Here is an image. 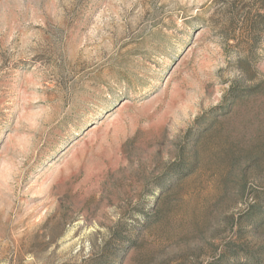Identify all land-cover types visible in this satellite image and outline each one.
<instances>
[{
    "label": "rangeland",
    "instance_id": "1",
    "mask_svg": "<svg viewBox=\"0 0 264 264\" xmlns=\"http://www.w3.org/2000/svg\"><path fill=\"white\" fill-rule=\"evenodd\" d=\"M0 264H264V0H0Z\"/></svg>",
    "mask_w": 264,
    "mask_h": 264
}]
</instances>
